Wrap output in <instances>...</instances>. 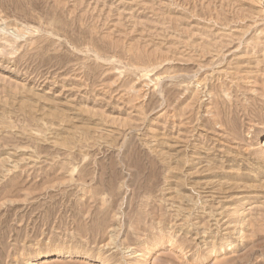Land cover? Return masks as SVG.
<instances>
[{
    "label": "rangeland",
    "instance_id": "obj_1",
    "mask_svg": "<svg viewBox=\"0 0 264 264\" xmlns=\"http://www.w3.org/2000/svg\"><path fill=\"white\" fill-rule=\"evenodd\" d=\"M263 141L264 0H0V264H264Z\"/></svg>",
    "mask_w": 264,
    "mask_h": 264
},
{
    "label": "bare ground",
    "instance_id": "obj_2",
    "mask_svg": "<svg viewBox=\"0 0 264 264\" xmlns=\"http://www.w3.org/2000/svg\"><path fill=\"white\" fill-rule=\"evenodd\" d=\"M264 142V141H263ZM264 147V143L261 145V148ZM141 256V255H140Z\"/></svg>",
    "mask_w": 264,
    "mask_h": 264
}]
</instances>
